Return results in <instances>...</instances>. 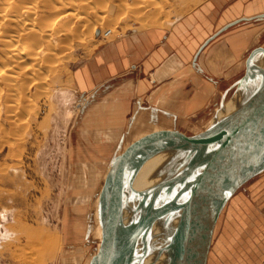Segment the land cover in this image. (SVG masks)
<instances>
[{
    "label": "crops",
    "instance_id": "obj_1",
    "mask_svg": "<svg viewBox=\"0 0 264 264\" xmlns=\"http://www.w3.org/2000/svg\"><path fill=\"white\" fill-rule=\"evenodd\" d=\"M262 14L264 0H202L165 26L107 42L76 67L73 87L59 89L52 98L50 121L66 132L69 160L78 164L82 177L101 178L102 187L114 158L133 141L160 130L208 124L244 76L246 60L264 33V19L230 25ZM263 55L255 57V68L264 63ZM178 153L160 152L137 172L129 171L125 190L139 186L156 164ZM260 232L256 242L264 243ZM263 249L249 252L258 260L254 264H264Z\"/></svg>",
    "mask_w": 264,
    "mask_h": 264
},
{
    "label": "rangeland",
    "instance_id": "obj_2",
    "mask_svg": "<svg viewBox=\"0 0 264 264\" xmlns=\"http://www.w3.org/2000/svg\"><path fill=\"white\" fill-rule=\"evenodd\" d=\"M106 1L92 5L96 15L81 6L83 15L79 19L73 22L67 18L71 27L81 32H72L77 35L73 38L72 33L67 34L70 37L65 38L64 60L46 81L48 96H40V89L34 86L29 98L33 102L23 98L22 108L15 109L17 116L7 121L6 97L2 95L0 122L6 130H0V264L90 263L100 242L94 203L97 191L103 187L102 179H84L78 164L69 160L66 132L50 121L55 111L53 93L72 88L75 68L107 42L131 31L165 26L202 0H117L112 4L108 0L105 6ZM102 9L109 18L102 15ZM100 16L106 21H99ZM108 30L112 33L106 39L96 36L97 31L101 34ZM259 45L264 47V33ZM31 103L35 107H30ZM24 105L29 107L24 109ZM216 113L208 124L191 125L181 132L193 136L205 131ZM260 231H264V172L239 189L222 212L208 264L257 263L250 253L264 248V243L256 242ZM154 255L153 250L147 264H154Z\"/></svg>",
    "mask_w": 264,
    "mask_h": 264
},
{
    "label": "water",
    "instance_id": "obj_3",
    "mask_svg": "<svg viewBox=\"0 0 264 264\" xmlns=\"http://www.w3.org/2000/svg\"><path fill=\"white\" fill-rule=\"evenodd\" d=\"M256 19H264V14L243 18L230 26ZM261 53L264 54L263 46L250 52L245 74L226 100L232 101L230 108L224 109L210 128L193 136L170 129L152 132L133 141L114 158L100 195L101 218L104 214L102 241L90 264H129L143 231L174 212L179 216L171 244V264H208L222 212L239 189L264 172V78L259 79L253 66ZM167 150L189 151L194 158L185 172L154 190L140 221L125 243L115 249L127 173L137 172L149 158ZM180 183L184 185L176 198L155 209L161 191Z\"/></svg>",
    "mask_w": 264,
    "mask_h": 264
},
{
    "label": "bare ground",
    "instance_id": "obj_4",
    "mask_svg": "<svg viewBox=\"0 0 264 264\" xmlns=\"http://www.w3.org/2000/svg\"><path fill=\"white\" fill-rule=\"evenodd\" d=\"M107 1L103 5L107 6ZM109 1L112 4L117 0ZM95 4L100 5V2L98 3V0H0V100L4 93L6 97L5 111L7 114V121L10 120L11 117L17 116L15 113L19 107L22 108L21 103L23 98L26 100L28 98V101L33 102V100L29 98L32 97L30 90H32L34 86L37 87V91L40 89L38 93L40 96H48L46 81L47 78L54 74L58 64L64 60V45L67 43V39L65 38H67V36L70 37L67 34L72 32L78 34L81 32L75 27V29H73L71 27L72 22H69L67 18H72V21L74 19H79L82 14H80L79 11L81 6L84 10L85 8H89L95 12V10H97L93 7ZM105 12L106 11H104L102 15L107 18L108 16L106 17ZM107 14H110L108 10ZM100 18H98L99 21H103L104 17L102 18L100 16ZM83 19H86V15L82 17V20ZM84 22H86V20ZM91 26L93 27V25ZM87 27L90 26L87 25ZM69 30L71 32H69ZM77 30L79 32L76 33ZM111 30L102 34L104 36H109L114 29ZM73 33L72 35L70 34L71 38L77 36H74ZM256 69L259 79L264 78V63ZM59 92L58 90L55 91L53 97L56 93L59 94ZM31 104L33 105V103ZM231 104L232 101H228L226 104L224 103V106L217 111L206 129L210 128L215 122L216 117H220L224 109H229ZM24 106V109L29 107L28 105ZM1 107L2 103L0 102V111L2 110ZM30 107H35V105ZM2 124L0 122V130H6ZM13 126L15 125L13 124ZM263 127L264 126H261V129H263ZM167 151L163 152L166 153ZM155 157L154 155L151 158ZM193 158L194 154L189 151H179L176 155H168L147 173L139 186L134 189L124 190L122 222L116 230L117 242L115 249H119L125 243L134 227L140 221L148 208L154 190L164 182L176 178L185 172ZM183 185L184 183H180L174 187H166L161 191L155 202V209H159L175 199ZM102 188L97 196L98 201H100ZM177 202H179V199ZM97 205V215L99 219L97 224L100 242L93 256L97 254L100 248L103 234L104 214L101 218L99 204ZM178 216V212L167 214L156 220L150 227L144 230L133 249L129 264L149 263L148 261L151 259L147 260V258L152 254L153 250L155 252L154 264H171L173 255L171 244L175 235ZM89 231H91L90 228ZM154 240L156 241L155 245L153 243Z\"/></svg>",
    "mask_w": 264,
    "mask_h": 264
},
{
    "label": "built area",
    "instance_id": "obj_5",
    "mask_svg": "<svg viewBox=\"0 0 264 264\" xmlns=\"http://www.w3.org/2000/svg\"><path fill=\"white\" fill-rule=\"evenodd\" d=\"M100 36H101L102 38H105V39L107 38V36H103V34H102V33L100 34Z\"/></svg>",
    "mask_w": 264,
    "mask_h": 264
}]
</instances>
